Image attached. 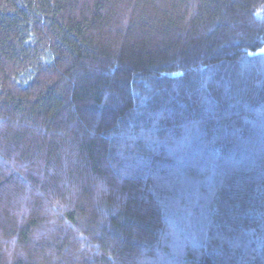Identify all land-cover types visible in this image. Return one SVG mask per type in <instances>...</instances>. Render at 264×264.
Instances as JSON below:
<instances>
[{
  "label": "trees",
  "instance_id": "obj_1",
  "mask_svg": "<svg viewBox=\"0 0 264 264\" xmlns=\"http://www.w3.org/2000/svg\"><path fill=\"white\" fill-rule=\"evenodd\" d=\"M264 0H0V264H264Z\"/></svg>",
  "mask_w": 264,
  "mask_h": 264
},
{
  "label": "rangeland",
  "instance_id": "obj_2",
  "mask_svg": "<svg viewBox=\"0 0 264 264\" xmlns=\"http://www.w3.org/2000/svg\"><path fill=\"white\" fill-rule=\"evenodd\" d=\"M264 51V50H263Z\"/></svg>",
  "mask_w": 264,
  "mask_h": 264
}]
</instances>
